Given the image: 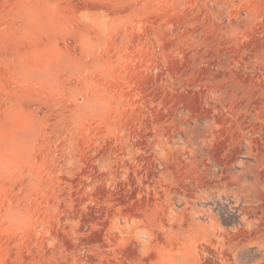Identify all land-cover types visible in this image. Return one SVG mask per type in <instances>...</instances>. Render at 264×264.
<instances>
[{
  "label": "rangeland",
  "instance_id": "rangeland-1",
  "mask_svg": "<svg viewBox=\"0 0 264 264\" xmlns=\"http://www.w3.org/2000/svg\"><path fill=\"white\" fill-rule=\"evenodd\" d=\"M0 264H264V0H0Z\"/></svg>",
  "mask_w": 264,
  "mask_h": 264
}]
</instances>
